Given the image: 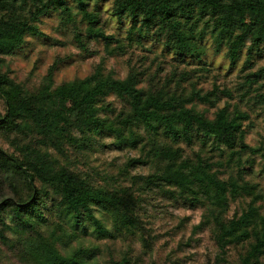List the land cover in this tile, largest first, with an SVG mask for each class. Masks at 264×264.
Listing matches in <instances>:
<instances>
[{"label":"trees","instance_id":"trees-1","mask_svg":"<svg viewBox=\"0 0 264 264\" xmlns=\"http://www.w3.org/2000/svg\"><path fill=\"white\" fill-rule=\"evenodd\" d=\"M107 1L110 13L123 27L121 38L105 32L99 22L98 9ZM55 11L66 21L79 15L83 27L75 28L72 38L83 52L91 53L88 42L92 39L102 42L104 52L111 56L149 42L167 55L163 57L170 60L169 67L158 61L147 74L143 68L131 67L123 77H116L100 61L82 78L53 87L48 75L32 93L23 92L0 72L4 103L0 129L31 137L35 144L52 143L59 153L62 141L81 151L105 146L100 141L103 137H110L107 144L127 145L143 153L148 145L145 154L159 166L137 178L189 207L201 206L206 213L197 225L210 223L220 258L229 246L238 245L242 248L238 264H264V258L260 260L264 256V213L255 204L261 196L256 184L240 175V155L258 150L243 142L241 127L247 115L238 109L229 111L225 105L206 117L193 106H212L219 95L229 97L231 93L215 83L206 91L195 87L200 72L210 67L198 44L201 30L208 29L214 33L215 44L223 47L229 66L241 60V89L246 94L254 90L252 99L264 110V64L245 71L264 50V0H0V54L13 53L28 35L42 36L37 25L40 17ZM109 95L120 102L118 110L106 100ZM181 142L208 144L218 151L217 163L235 165L236 170L232 168L233 174L219 178L211 169L212 162L200 153L183 156L177 146ZM29 145L19 146L21 156L0 146V242L18 261L97 264L93 249L78 246L63 255L54 242L46 240L36 226L42 218L39 205L45 198L57 196L63 204L61 211L75 221L88 218L94 233L101 237L110 232L93 215V206L107 212L117 233L141 229L137 201L128 186L106 189L92 185L67 163L58 166L46 151ZM143 162L144 154L131 158L122 172L126 173L127 165ZM261 166L264 169V162ZM239 196L249 199L239 212L227 217L229 201ZM5 230H13L16 237H8Z\"/></svg>","mask_w":264,"mask_h":264},{"label":"rangeland","instance_id":"rangeland-1","mask_svg":"<svg viewBox=\"0 0 264 264\" xmlns=\"http://www.w3.org/2000/svg\"><path fill=\"white\" fill-rule=\"evenodd\" d=\"M98 18L105 32L119 38L124 35L123 27L110 13L109 1L99 7ZM37 25L42 36L28 35L24 43L13 53L0 54V72L6 73L26 93L35 92L40 88L48 75L52 87L74 78H82L89 74L100 61L106 69L112 70L116 77H123L131 67L143 68L147 74L158 61L161 65L169 67L170 60L165 61L164 58L167 55L160 51L157 44L149 42L142 46L133 45L122 55L111 56L104 52L102 42L92 39L88 42L91 53L81 51L72 38L75 28L81 30L83 27L77 14L73 15L70 21H66L62 14L56 11L51 12L41 16ZM196 28L200 29L201 24ZM213 34L208 29L201 30V39L198 40V44L203 50L204 60L210 63V67L208 71L200 72L195 87L206 91L211 88L212 83H215L219 88L229 89L231 93L229 97L219 95L212 106L204 103H194L193 106L196 110L202 111L206 117H211L217 108L225 105L229 111L238 109L246 113L247 119L242 121L241 127L243 142L258 150L254 153L243 152L240 155V175L242 179L256 184L257 192L261 197L255 201V204L259 205L260 212L264 213V169H261L264 162V155H262L264 110L253 101L254 90L251 89L246 94L241 89L240 82L243 77V72L240 70L241 60L229 66L223 54L224 49L215 44ZM252 61L251 68L245 70L246 72L253 71L264 64V50L260 56H254ZM193 72L195 75L199 74L195 70ZM255 85H252L254 86L252 88H257ZM106 100L115 110L120 108V102L112 95L107 96ZM3 113L4 103L0 98V116ZM100 141L106 145L100 148L92 145V148L81 151L62 141L61 144L58 143L62 149V153H59L60 149L57 150L52 143L35 144L31 137H24L16 131L0 129V146L5 150L21 156L19 146L30 142V147L46 151L49 158L58 166L64 162L67 163L70 170L85 176L90 184L106 189L128 186L136 198V214L141 229L131 233H117L107 212L100 207H91L93 215L110 232L104 237L94 233L93 225L88 218L82 216L80 221H75L71 214L61 211L63 204L58 201L57 196L52 197L53 200L45 198L39 205L42 218L36 226L47 241L54 242L60 254H69L75 247L82 246L93 249L95 254L93 260L97 264H115L116 262L122 264H238L241 247L229 246L225 255L220 258L212 238L210 223L197 225L202 215L206 213L201 206L189 207L180 199H171L159 191L148 188L140 178H137V176H146L154 172L159 166L156 159H150L145 154L148 145L144 147L143 153L142 150L131 146L115 147L107 144L110 137H103ZM177 146L182 149L183 156L192 157L193 153L197 152L209 159L212 162L211 169L215 170L221 179L226 178L230 173L233 174L232 168L236 170L235 165L217 163L218 151L211 149L208 144L199 145L198 142H194L186 145L181 142ZM143 154V163L127 165L126 173L122 172V168L131 158H140ZM248 199L247 196H239L230 200L226 211L227 217L239 212ZM4 233L8 237H16L13 230H5ZM263 258L264 256L260 260ZM0 264L23 263L8 252L0 242Z\"/></svg>","mask_w":264,"mask_h":264}]
</instances>
